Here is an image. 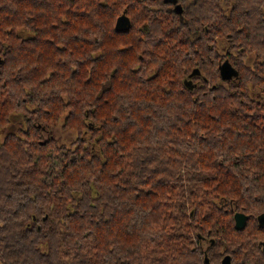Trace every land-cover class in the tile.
Segmentation results:
<instances>
[{
    "label": "trees",
    "instance_id": "trees-1",
    "mask_svg": "<svg viewBox=\"0 0 264 264\" xmlns=\"http://www.w3.org/2000/svg\"><path fill=\"white\" fill-rule=\"evenodd\" d=\"M260 213L264 0H0V264H264Z\"/></svg>",
    "mask_w": 264,
    "mask_h": 264
},
{
    "label": "water",
    "instance_id": "water-1",
    "mask_svg": "<svg viewBox=\"0 0 264 264\" xmlns=\"http://www.w3.org/2000/svg\"><path fill=\"white\" fill-rule=\"evenodd\" d=\"M122 12L123 13L116 19L114 24L116 31L127 30L131 26L130 20L126 15L125 10H123ZM193 73L196 74V71H194ZM219 73L221 74V79L223 81H228L231 79L235 80L238 78V72L234 69L229 60L224 61L219 65ZM233 216L235 218V228L239 230L244 229L247 217L239 212H235ZM258 221L259 224L264 225V214H261L260 217H258ZM262 252L264 254V244L262 246ZM220 264H231L230 256H224Z\"/></svg>",
    "mask_w": 264,
    "mask_h": 264
},
{
    "label": "rangeland",
    "instance_id": "rangeland-1",
    "mask_svg": "<svg viewBox=\"0 0 264 264\" xmlns=\"http://www.w3.org/2000/svg\"><path fill=\"white\" fill-rule=\"evenodd\" d=\"M225 53L226 52L223 51V48H222V50L220 51V54L223 55ZM248 57L245 58L246 62L249 63V64H252V62H249ZM223 62H221V64ZM17 121H18V118L17 117H14L12 119V125L8 128L9 131L15 130V128H16V122ZM51 132H52L53 136L60 141V143H64V144H67V143L71 142L74 139V137H75V133H72V132H63L61 130V126L60 125L59 126L52 127L51 128Z\"/></svg>",
    "mask_w": 264,
    "mask_h": 264
},
{
    "label": "flooded vegetation",
    "instance_id": "flooded-vegetation-1",
    "mask_svg": "<svg viewBox=\"0 0 264 264\" xmlns=\"http://www.w3.org/2000/svg\"><path fill=\"white\" fill-rule=\"evenodd\" d=\"M166 1H169V2L172 4V3H176L177 0H166ZM261 214H264V213H260V214L257 216L256 222H257V225H258L259 227L261 226L262 228H264V225L259 224V221H258V217H260ZM246 217H247V219H248V216H246ZM247 219H246V223H247ZM246 223H245V225H246ZM263 244H264V240H263V242L261 243V249H262Z\"/></svg>",
    "mask_w": 264,
    "mask_h": 264
},
{
    "label": "bare ground",
    "instance_id": "bare-ground-1",
    "mask_svg": "<svg viewBox=\"0 0 264 264\" xmlns=\"http://www.w3.org/2000/svg\"><path fill=\"white\" fill-rule=\"evenodd\" d=\"M130 28V27H129ZM128 28V29H129ZM121 31H125V30H121ZM121 31H117V32H121ZM227 61V60H226ZM232 65V64H231ZM218 69H219V67H218ZM235 69V68H234ZM236 70V69H235ZM221 75V74H220ZM240 213V212H239ZM241 214H243V213H241ZM243 215H245V214H243ZM245 216H248V215H245ZM249 217V216H248ZM234 225H235V218H234Z\"/></svg>",
    "mask_w": 264,
    "mask_h": 264
}]
</instances>
